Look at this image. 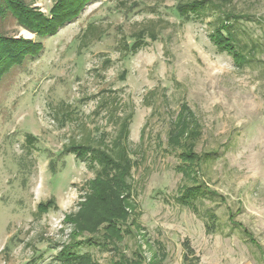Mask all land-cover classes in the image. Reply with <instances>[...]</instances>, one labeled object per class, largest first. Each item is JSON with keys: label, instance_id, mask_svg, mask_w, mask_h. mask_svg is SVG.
Returning a JSON list of instances; mask_svg holds the SVG:
<instances>
[{"label": "rangeland", "instance_id": "1", "mask_svg": "<svg viewBox=\"0 0 264 264\" xmlns=\"http://www.w3.org/2000/svg\"><path fill=\"white\" fill-rule=\"evenodd\" d=\"M24 1L51 15L53 0ZM186 1L100 0L40 41L3 4L0 33L13 39L8 49L24 51L28 42L43 49L0 66V264H62L58 255L74 231L65 221L95 177L88 162L65 150L74 143L111 147L130 116L133 233L120 251L130 259L141 252L142 264H183L189 241L195 264H264V0H212L251 19L240 27L259 48L243 68L211 43V16L182 23L176 7ZM142 30L158 40L147 36L137 54L126 52ZM184 104L199 124L195 153L204 156L187 175L179 171L183 145L169 142ZM194 184L219 195L200 198L199 214L176 202ZM208 210L219 218L213 233ZM79 252L95 264L118 258L112 248Z\"/></svg>", "mask_w": 264, "mask_h": 264}, {"label": "trees", "instance_id": "2", "mask_svg": "<svg viewBox=\"0 0 264 264\" xmlns=\"http://www.w3.org/2000/svg\"><path fill=\"white\" fill-rule=\"evenodd\" d=\"M99 1L53 0V7L50 9L51 15H44L32 8L24 0H0V11L3 4L12 9L10 12L17 20L18 25L34 33L38 41H40L45 37H52L58 34L61 29L78 20L87 6ZM176 13L182 23L204 21L211 16L213 20L210 24L213 26V30L209 38L218 52L231 56L234 64L239 68L247 65L251 66L254 63L255 54L259 46L254 40L250 43V40L243 36L246 32L240 27L241 23L251 21L248 16L225 12L221 5L216 4L212 0L180 2L176 7ZM89 29L88 27L87 31ZM147 36L154 42L158 40L156 32H147L146 34V31L142 30L134 35V42L131 46L125 45V51L137 54L147 45L145 41ZM83 37L87 39L84 34ZM12 40L0 33V66L9 59L11 60L9 64L12 65L20 63L26 55L34 54V56H38L42 52L43 48L39 42L34 44L28 42L29 47L24 51L20 50L18 53L16 50H9L8 47L13 43ZM182 108L183 110L177 117L175 129L171 132L169 142L176 147L183 145L184 152L181 154V158L185 163V168L181 167L179 171L187 175L192 172L190 168L195 164L201 167L204 162V156L199 157L195 153V141L200 136L199 124L194 120V115L187 105L184 104ZM130 119L131 116L125 119L119 135L111 143V147L108 144H104V142L98 147L92 144L74 143L65 150L66 154H72L77 159L88 162L89 168L95 173V177L87 183L86 193L84 198H82L83 201L80 203L78 212L73 216H69L65 221L71 223L74 231L71 235V243L63 247L58 255V260L62 264H95L90 254H81L79 252L83 246H94L104 250L112 248L118 258L110 264L143 263L141 252H136L134 258L130 259L119 248V245L125 239V235L133 233L131 228L127 226L128 208L131 206L130 201L135 199L131 181L135 162L132 160L126 145V140L129 137ZM188 162L190 166H188ZM206 197L219 199V195L210 191L206 185L194 184L193 186L185 187L176 198V202L199 214L200 210L197 202L200 198ZM221 199L224 202L223 198ZM40 208L39 211L41 213L47 211V209ZM228 212L232 222L235 214L231 209ZM204 214L207 218V232L213 233L216 230L219 218L211 210L205 211ZM233 226L242 231L245 236L250 237L251 241L256 244L253 236L251 237V234L246 229H243L241 225L234 223ZM98 234H102L101 239L96 237ZM87 235H89L88 238L78 240ZM183 248L185 252L183 264H195L199 261L189 241L183 243Z\"/></svg>", "mask_w": 264, "mask_h": 264}]
</instances>
